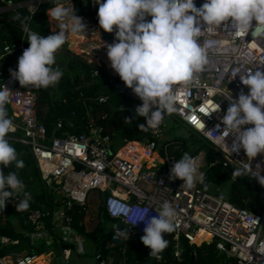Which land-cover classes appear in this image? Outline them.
Listing matches in <instances>:
<instances>
[{"label":"built area","instance_id":"built-area-1","mask_svg":"<svg viewBox=\"0 0 264 264\" xmlns=\"http://www.w3.org/2000/svg\"><path fill=\"white\" fill-rule=\"evenodd\" d=\"M39 2L40 0H35L28 3L30 14L34 13ZM204 2L205 0H195L198 8ZM145 20L150 22L151 16L146 14ZM201 24L203 27L197 42L205 51L207 63L201 72L194 75L191 83L173 85L176 111L170 115L210 143L225 168H239L247 160L245 152L241 150L238 155H231L226 145L222 151L224 138L210 135L208 130H215L217 124L221 125V130L224 128L222 116L229 107L228 98L232 96L233 99H238L241 90L248 93L249 89L242 84L239 75L254 73L255 70L264 71V27L257 28L255 35H252V30L244 34L232 32L234 29L230 27L231 18L219 27L207 26L202 21ZM255 25L256 22L253 21V30ZM96 29L98 32L101 29L99 24ZM115 42L114 29L111 41L100 39L81 52L86 53L83 56L86 59L91 53L98 59H87L95 64L93 76L97 77L104 72L117 89L126 91L142 104L140 98L112 68L109 58L101 59L105 47ZM24 50L22 41L7 44L0 57L12 52H19L21 56ZM4 87L10 91L6 108L9 109L8 117L15 126V130L6 139L30 148L41 175L60 185L61 193L67 198V207L71 203L85 205L88 192L99 189L104 193L102 212L115 220L119 230L126 231L131 238L142 237L145 222L156 216L160 206L168 202L176 213L174 261L163 262L160 254V258H155L158 264H179L182 254L180 237L199 245L207 243L205 236L209 237L210 242L215 240L218 249L235 258L236 264H264V205L258 212H250L198 187V180L191 188L182 186L183 181L180 179L169 180L170 169L177 160L166 150V146L160 153L158 142L162 139V124L156 129H150L149 139L126 140L120 148L113 151L110 136L102 133V126L94 117L90 116L86 120V131L50 134L45 124L37 118L36 94L32 86H21L10 73L0 79V89ZM96 99L100 103H106L109 95L100 94ZM104 117L105 115L101 118ZM62 126L61 120L56 121L55 130ZM225 138L230 146L233 139L230 132L225 134ZM191 156L198 158V172H201L204 165L203 151ZM263 160L264 153L259 154L252 161L253 170ZM261 174L264 175V172ZM262 196L264 201V191ZM17 201L18 197L14 194L7 206L14 207ZM109 201L112 212L109 211ZM5 209H0L1 215H4ZM24 212L34 228L28 234L31 243H51L55 239L52 227L61 226L67 239L82 251L83 238L70 227L71 219L64 208L54 210L51 228L44 223L45 213L42 209L28 208ZM116 230L113 229L111 240H124L114 237ZM198 235L201 237L199 242L195 240ZM143 247L145 252L151 251L144 244ZM61 252L63 260L67 261L68 249L62 248ZM36 257L31 252L21 251L9 264H33ZM96 259H100V264H105L98 254ZM0 264L8 263L1 257Z\"/></svg>","mask_w":264,"mask_h":264},{"label":"clouds","instance_id":"clouds-1","mask_svg":"<svg viewBox=\"0 0 264 264\" xmlns=\"http://www.w3.org/2000/svg\"><path fill=\"white\" fill-rule=\"evenodd\" d=\"M99 5L98 20L100 27L112 33L115 29L116 41L107 45V55L111 66L128 88L142 101L136 107V116L146 119V126L139 125L141 131L158 128L165 114L176 111V96L173 85L189 84L194 75L203 70L207 63L204 49L197 42L203 24L220 26L231 18L234 33L255 35L256 29L264 27V0H205L197 7L195 0H95ZM151 21L145 20V15ZM51 20L58 22L59 32L48 36L33 32L27 17L19 16L23 31L27 33L29 47L18 59V70H11V75L21 86H34L47 89L55 86L63 72L54 67L56 54L67 42L69 34H83L86 25L82 18L71 12L67 6L56 3L48 10ZM253 21L256 25L253 30ZM237 76V75H236ZM247 94L243 90L238 99L230 100L222 124L215 130H208L210 135L224 138L221 144L227 146L229 153L237 155L243 150L247 160L242 167L235 168L232 179L250 176L264 186V164L257 163L255 170L252 161L264 153V71L255 70L246 75H239ZM9 90L0 89V209H5L14 194L24 191L23 181L15 172H5L3 167L15 163L22 169L24 161L18 159L17 150L6 139L15 130L8 117L6 104L9 102ZM255 102V103H254ZM211 115V114H210ZM131 124L132 118H125ZM252 125V127H245ZM219 132V134H217ZM233 137L232 143L226 141L225 134ZM198 158L185 152L170 169L169 180L183 181L182 186L191 188L197 180L204 182V174L198 172ZM163 183V181H161ZM24 199L15 207L16 211H26L30 204V194L24 193ZM109 211L112 212L111 201ZM157 215L145 222L142 243L151 249L150 256L160 258L169 244L165 234L175 230V210L170 203L164 202ZM115 215V213H113ZM127 215V213H125ZM117 229L115 238L128 240L124 230ZM206 243V242H205Z\"/></svg>","mask_w":264,"mask_h":264},{"label":"trees","instance_id":"trees-1","mask_svg":"<svg viewBox=\"0 0 264 264\" xmlns=\"http://www.w3.org/2000/svg\"><path fill=\"white\" fill-rule=\"evenodd\" d=\"M66 1L68 0H41L34 13L30 14L27 5L19 7L16 12H13L5 9L8 0H0V55L5 45L14 42L22 41L24 49L29 47L27 33H23L20 20H15L14 17L19 16L21 20L27 17L26 22L33 32L48 36L51 34L46 11L54 7L56 3L63 4ZM70 1L72 2L71 12L88 19L94 25L99 24V5L95 3V0ZM84 31L87 33L89 30L85 29ZM70 36H74V34ZM72 38L74 39L72 45H75L74 49H77L76 44L81 39L77 36ZM18 57L19 52L1 56L0 79L9 75L10 69L14 70L17 67ZM94 66L93 62H88L81 54L70 51L66 42L57 52L56 64L54 65L63 72L59 83L55 86H49L47 89H38L32 86L36 94L35 109L38 120L45 124L48 133L59 135L63 132L80 133L86 131V120L90 116L94 117L102 126V133L110 136L113 151L120 148L126 140L143 141L149 139L150 129L148 132H143L139 127L141 124L146 126V119L136 116V107L141 105L138 99L126 91L112 89L110 78L104 72L97 77L93 76L92 69ZM100 94L109 95V100L106 103L98 102L96 97ZM6 110L8 114L9 109L6 108ZM103 115L105 117L101 118ZM167 115L169 114H165L161 123L163 128ZM125 118H132V123H126ZM58 120L63 122V126L55 130ZM180 124L184 126L182 123ZM187 129L190 132L188 138L181 135H170L167 129H164L163 132L165 131L167 138L158 142L160 153L166 146V150L175 156L176 160H179L185 152L193 155L203 151L204 165L201 173L204 174L205 179L203 183L198 180L197 186L250 212L261 210L264 205L262 196L264 186L250 176L232 179L235 168H225L213 146L194 130ZM8 141L17 150L18 159L23 160L25 165L22 169H17L15 163L2 168L5 174L15 172L25 186L23 192L15 194L18 197L16 204L25 198V192L30 194L29 208L42 209L47 207V213L44 212L43 220L48 228L51 225L54 210L64 208L66 215L71 219L70 227L82 238L88 239L94 244L97 254L105 264H158L155 257L150 256L151 251L145 252L139 236L121 240L116 244L112 243L111 235L114 229L113 225H116V222L104 213L103 216H100L102 197H97L99 199V214L93 227L88 230L84 222L86 204L71 203L67 207V198L61 193L60 185L54 180L48 181L41 175L30 148L19 142ZM33 230L26 212L16 211L15 206H7L4 215L0 213V236L8 237L0 242V252L3 251L6 255L9 248L15 247L18 241L23 240L29 243L28 252L35 256L47 254L49 249L45 243H31L29 240L28 234ZM11 239L14 243L6 245ZM102 239H106V245L101 249ZM165 239L169 241V244L160 253L162 261L172 262L174 261L173 252L176 245L175 230L170 234L166 233ZM179 243L182 250L179 264H236L235 258L216 247L215 240L196 245L180 237ZM53 248L56 251V256H59L60 252L55 247ZM192 254H194L193 263H191Z\"/></svg>","mask_w":264,"mask_h":264},{"label":"crops","instance_id":"crops-1","mask_svg":"<svg viewBox=\"0 0 264 264\" xmlns=\"http://www.w3.org/2000/svg\"><path fill=\"white\" fill-rule=\"evenodd\" d=\"M30 2H33V1H30ZM30 2L21 1V0H8L7 6L5 7V9L11 10L13 12H16L19 7H22L24 5H28V3H30ZM60 5L67 6L70 10L72 9V2L70 0H68L65 3L60 4ZM46 17H47L48 21L50 22V34L58 33L59 32L58 22H56L54 19L51 20L50 16L48 15V10L46 11ZM79 17L84 19L82 16H79ZM82 22L86 25L85 29L89 30L90 27H91L92 30H94V33L97 34L98 40H100L99 39V35H98V31L96 29L97 25H94L91 22H90V24H86L83 20H82ZM94 27H95V29H94ZM70 35L71 34H69L68 37H67V44H68V49L69 50H71V48L69 46L70 42H69V39H68ZM74 35L78 36V35H81V34L77 33V34H74ZM72 37H74V36H72ZM94 41L95 40H93V44H96L97 41L95 43H94ZM78 45H79L80 50L83 51L84 45L81 42ZM19 57H20V54H19ZM19 57H18V59H19ZM18 59H17V61H18ZM95 208H94V210H92V211H90L88 213L86 212V217H85L84 222H85L86 228L88 230H90L93 227V225L95 224V223H93V225H91V224H89L90 223L89 221L93 220L95 216H96L95 218H97L98 214H99L100 208L99 207H95ZM14 227L16 228V225ZM50 227H52V225H50ZM57 227H58V229H60V231L62 230L61 226H57ZM60 231L55 232V227H52V232H53V234L55 236V239L49 244L45 243L46 246L49 249L47 254L38 255L36 257V260H35V262L33 264H56V258L58 256H56V251L54 250L53 247H55L58 250V252H60L59 253L60 255H62V252H61L62 248L66 247L68 249L69 253H68V256H67V261L64 260L65 264H98V260L96 259L97 252H96L95 246H94V244L92 242H91V247L92 248H90V249L85 251L84 247H83L82 251H79L78 247L70 239H67V237L64 235L63 231H61V232ZM7 238L8 237H6L4 235L0 236V242L3 239H7ZM11 243H14L12 239L9 240V242L6 245H11ZM18 243H19V241H18ZM18 243H17V245H18ZM54 244H55V246H54ZM15 247L9 248L6 255H4V252L1 251L3 253L2 254L3 261H5L8 264L10 263V261L12 259L11 250L13 248H15ZM26 251H29V248Z\"/></svg>","mask_w":264,"mask_h":264},{"label":"rangeland","instance_id":"rangeland-1","mask_svg":"<svg viewBox=\"0 0 264 264\" xmlns=\"http://www.w3.org/2000/svg\"><path fill=\"white\" fill-rule=\"evenodd\" d=\"M74 37H76V35H74ZM77 37L81 39L80 42L84 45V49L87 48L88 46H93V40H95L94 43L96 41L99 42V40L97 38V34L94 33V30H92L91 27H90V29H89V31L87 33L84 31L83 34L78 35ZM68 39H69V42L74 41V39L72 37L71 38L69 37ZM80 42H78L76 44L77 49H74L75 45H71L70 46V48H71L70 51H72L73 53H76V54H81L82 50H80L79 45H78ZM100 44L104 45L103 42H100ZM103 52L104 53L102 54L101 59L108 60L107 47H105ZM96 58L97 57H96V55L94 53H91L90 56L87 57V59H90L91 61H97L98 59H96ZM164 129H167V132L170 135L171 134L172 135L173 134L174 135H181V136H184L185 138H188L189 137V133H190L189 130L185 126H182L178 121H176L175 118L172 117V115H170V116L167 115V118L165 120ZM165 138H167V134L164 131L162 133V140H164ZM263 162H264V160L261 163H263ZM103 194L104 193L101 192L99 189H92V190H90L88 192L86 203H85L86 204L85 206H86V212L87 213L92 211V210H94L95 207H99V199H97V197L101 198L103 196ZM95 217H94L93 220L89 221L90 222L89 224L93 225V223L96 222V218ZM57 231H60V229H58V227H55V232H57ZM61 231H63V230H61ZM207 242H210L209 239L207 240ZM82 243H83L82 245H83L85 251L90 249V248H92L90 240H88V239L85 240L83 238Z\"/></svg>","mask_w":264,"mask_h":264},{"label":"water","instance_id":"water-1","mask_svg":"<svg viewBox=\"0 0 264 264\" xmlns=\"http://www.w3.org/2000/svg\"><path fill=\"white\" fill-rule=\"evenodd\" d=\"M86 24H90V21L88 20V19H82ZM98 35H99V38L101 39V40H103V41H111L112 40V37H113V32L112 33H108V32H106V31H104L102 28L99 30V32H98ZM73 43L72 42H70L69 43V46H71ZM82 54V56H84V55H86V53H84V52H82L81 53ZM111 88L112 89H117L116 88V86L115 85H113V84H111ZM118 90V89H117ZM48 181H50V180H48ZM42 210L45 212V213H47V207H43L42 208ZM101 216H103V212H101V214H100ZM112 241V243H119L120 242V240H118V239H116V240H114V239H112L111 240ZM101 249L106 245V239H102V241H101ZM28 248H29V243L27 242V241H23V240H21V241H19V243H18V245L15 247V248H13L12 250H11V253H12V259H14L15 258V256H16V254L17 253H19V252H21V251H24V250H28ZM2 252L0 253V258L2 257ZM193 261H194V254H192V256H191V263H193ZM100 262V259L98 260V264H100L99 263ZM56 264H65L64 263V260H63V257H62V255H60V256H58L57 258H56Z\"/></svg>","mask_w":264,"mask_h":264},{"label":"bare ground","instance_id":"bare-ground-1","mask_svg":"<svg viewBox=\"0 0 264 264\" xmlns=\"http://www.w3.org/2000/svg\"><path fill=\"white\" fill-rule=\"evenodd\" d=\"M69 37L71 38L72 36H69ZM262 164H264V162H263ZM200 239H201L200 235L196 236V238H195V240H196L197 242H199ZM208 239H209L208 236H205V237H204V240L207 241Z\"/></svg>","mask_w":264,"mask_h":264},{"label":"snow or ice","instance_id":"snow-or-ice-1","mask_svg":"<svg viewBox=\"0 0 264 264\" xmlns=\"http://www.w3.org/2000/svg\"><path fill=\"white\" fill-rule=\"evenodd\" d=\"M194 122H195V118H193Z\"/></svg>","mask_w":264,"mask_h":264}]
</instances>
